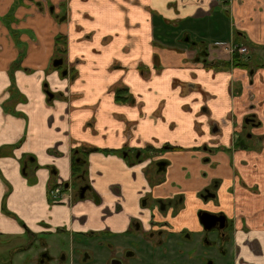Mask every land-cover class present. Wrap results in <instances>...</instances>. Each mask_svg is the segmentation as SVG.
I'll return each instance as SVG.
<instances>
[{
    "label": "crops",
    "instance_id": "obj_1",
    "mask_svg": "<svg viewBox=\"0 0 264 264\" xmlns=\"http://www.w3.org/2000/svg\"><path fill=\"white\" fill-rule=\"evenodd\" d=\"M15 1L0 0V264H50L40 259L42 250L51 253L49 240L66 249L74 234L123 230L139 216L130 210L140 197L141 187H134L150 188L142 180L144 165L129 169L104 152L89 157L104 199L65 203L70 194L64 192L53 203L50 184L70 179L71 154L85 143L178 147L163 155L170 166L154 194H186L188 208L174 229L199 228L196 192L220 178L215 209L235 223L237 264H264V138L234 147L250 114L262 123L253 133L264 136V68L254 74L231 62L229 69H210L190 48L195 40L208 42L210 59L222 65L233 60L236 43L264 47V0H50L55 13L48 1L42 10L25 1L12 12ZM62 2L68 4L64 22L55 16ZM61 34L67 44L58 46ZM257 53L264 63V49ZM57 55L65 58L67 77L52 65ZM122 85L135 104L115 101L112 88ZM47 86L56 93L49 99ZM208 144L213 151L204 150ZM133 171L139 175L134 186ZM120 183L132 198L122 200L125 209L115 219L111 187Z\"/></svg>",
    "mask_w": 264,
    "mask_h": 264
},
{
    "label": "flooded vegetation",
    "instance_id": "obj_2",
    "mask_svg": "<svg viewBox=\"0 0 264 264\" xmlns=\"http://www.w3.org/2000/svg\"><path fill=\"white\" fill-rule=\"evenodd\" d=\"M25 1L33 4L36 3L41 10L44 9V4L48 1L49 5L46 3L48 9L49 7L52 8L51 12L55 13L54 4L51 3L50 0H16L11 9L12 12L14 9L23 5ZM67 5V2H62L59 6L61 11L55 14L60 22H64L67 19ZM60 38L61 41L58 42ZM185 39H190L191 41V37L186 36ZM204 42L207 45H190V48H196V58L200 59L198 61L204 64V66H207V64L219 63L217 60L210 59V48L212 45H209L206 41ZM66 44V35H59L57 37V45ZM242 48L244 51L241 50ZM256 53L255 47L250 49L248 45H238V43L232 45L233 60L238 59L240 62L249 61L250 55ZM155 59H157V56ZM60 60H62V62ZM233 60L228 62V66H230ZM59 61L61 63L55 64V62ZM65 63V58L60 55H57L52 61L53 67L60 70V73L64 77H67L70 72ZM248 64V67H251H249L250 73L252 72L255 74L258 69L264 68L257 66L258 64H264L262 60L259 61L257 59V62L250 61ZM228 66L222 64L218 65V67L209 68L218 70L225 67L229 69ZM10 75L14 83L13 87H15V74L13 70L10 72ZM119 89L120 86H113L112 88L117 103L135 104L136 99L126 85H122V89L126 91V97L127 95L130 97L129 100H117L116 95ZM44 90L48 99L56 95L48 86L46 89L44 88ZM261 124L257 116L254 114L248 115L243 123V128L234 136V147L244 149L248 143L251 144V140L253 139L262 141L264 138L263 135L253 133V129L256 126L260 127ZM90 148H94L95 150L89 152ZM177 149L178 147L172 146L169 143H165L159 148L148 143L144 147L130 148V146H124L119 149H104L90 143H85L84 146L75 149L71 154L72 174L70 179L66 182L61 181L50 184L49 194L50 197H52L53 203L62 202V199L59 197L64 192L70 194L65 203L72 204L90 200L97 204L104 199V196L98 192L95 186L98 182L91 177L89 171V153L93 152H104L117 155L129 169H133V167L141 164L144 165V178H142V180L143 182L146 181L150 188L142 189V186L134 187L135 192H137L138 187H141L139 190L140 197L138 198L136 207H133L130 211L137 212L139 216H132V219L125 229L116 230L117 232L111 231L108 228L103 230H90L84 233L80 238L76 237V234H74L71 243H67L66 249L61 247L58 248L57 251H59V254L57 256H54L48 250H42L40 256L41 262H44L45 259H49V262L57 260L60 264H97L99 261H104L105 264H212V261L215 262V259H218L220 264H237L238 249L233 246L235 223L224 211L215 209V201H218V191L221 187L220 178L211 177L206 184L196 192V198L202 204V206L196 210V217L199 223V228L196 230H192L188 226H184L180 230L174 229V220L188 208L186 194L184 192L174 193L165 197H156L154 195L156 192L155 188L166 181L168 167L170 166V161L163 155L168 150ZM204 150L209 152L213 151L214 148L212 149L208 144L205 145ZM204 160L207 162L209 156ZM74 161L77 162L81 168V170L77 171L75 174L73 172ZM28 168V162H25L22 168L24 174L28 172L26 171L29 170ZM50 169L53 180L55 176H57V171L54 167ZM133 173L135 175L130 173L133 182L132 186L139 182V175H136V171H133ZM201 177L207 178L208 172H202ZM146 183H144V186H147ZM111 190L112 192L115 190L114 193L116 192L115 194L111 192V196H117L114 211L118 209V212H114L117 214L114 217L115 219H119L120 212L125 209L122 200L130 202L129 199L132 197H125L124 185L121 183L115 184L114 187H111ZM131 191L132 190L129 189V193H131ZM140 212L143 218L140 217ZM201 221H204L206 225L203 226Z\"/></svg>",
    "mask_w": 264,
    "mask_h": 264
},
{
    "label": "trees",
    "instance_id": "obj_3",
    "mask_svg": "<svg viewBox=\"0 0 264 264\" xmlns=\"http://www.w3.org/2000/svg\"><path fill=\"white\" fill-rule=\"evenodd\" d=\"M186 36H188V37H190L189 35H184L183 36V40L185 39V37ZM61 41V38L58 40V42H60ZM189 41H190V39H189ZM191 41H193V39H191ZM192 45H207L205 42H203V41H201V40H195V41H193L192 42ZM238 45H241L240 43H238ZM247 45V44H246ZM250 45H252V47L254 48H256L257 46H255V45H253L252 43H250ZM198 54H199V50H198ZM259 54H255L254 55V59L257 57L258 59H260V57L258 56ZM251 57H250V59L251 58H253V55H250ZM236 58H237V55H236ZM197 60H200V59H197ZM225 66H228L229 64H226V63H223ZM232 64H234V65H242V66H248V63H247V61H245V62H240L238 59H234L233 60V62H232ZM218 65H219V63H212V64H207V66L208 67H218ZM257 66H260V67H264V64H258ZM129 96L127 95V97H126V91L124 90V89H119V91L117 92V95H116V99L117 100H119V101H126V100H129ZM93 150H95L94 148H90L89 149V152L90 151H93ZM118 152H120V151H118ZM81 170V168L79 167V165H78V163L77 162H73V172H74V174L77 172V171H80Z\"/></svg>",
    "mask_w": 264,
    "mask_h": 264
},
{
    "label": "rangeland",
    "instance_id": "obj_4",
    "mask_svg": "<svg viewBox=\"0 0 264 264\" xmlns=\"http://www.w3.org/2000/svg\"><path fill=\"white\" fill-rule=\"evenodd\" d=\"M63 7H64V6H63ZM63 14H64V13H63ZM247 45H250V43L247 44ZM255 49H256V51L258 52L259 50L264 49V47H262V46H257ZM89 154L91 155V153H89ZM5 207H6V206H5ZM43 236H45V235H43ZM56 240H57V239H51V240L48 241V243L50 244V250H51V253H52L54 256H57V255L59 254V251H57L58 249L53 248V247H54V244H55V242H56ZM60 247L63 248V245H61ZM13 255H14L13 253H12V254H11V253L7 254V255H6L7 260H12ZM55 259H56V258H55ZM215 260H216L215 262L212 261V264H220V262H219L218 259H215ZM0 262H1V256H0ZM50 264H58V263H57V260H55V261H51ZM66 264H70V263H66ZM97 264H105V262H104V261H99Z\"/></svg>",
    "mask_w": 264,
    "mask_h": 264
},
{
    "label": "water",
    "instance_id": "obj_5",
    "mask_svg": "<svg viewBox=\"0 0 264 264\" xmlns=\"http://www.w3.org/2000/svg\"><path fill=\"white\" fill-rule=\"evenodd\" d=\"M60 61L62 62V60H60ZM60 61L59 62H55V64L61 63ZM201 223H202L203 226L206 225V223L204 221H201Z\"/></svg>",
    "mask_w": 264,
    "mask_h": 264
},
{
    "label": "built area",
    "instance_id": "obj_6",
    "mask_svg": "<svg viewBox=\"0 0 264 264\" xmlns=\"http://www.w3.org/2000/svg\"><path fill=\"white\" fill-rule=\"evenodd\" d=\"M241 50H242V51H244V49H243V48H242Z\"/></svg>",
    "mask_w": 264,
    "mask_h": 264
}]
</instances>
